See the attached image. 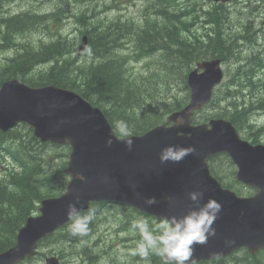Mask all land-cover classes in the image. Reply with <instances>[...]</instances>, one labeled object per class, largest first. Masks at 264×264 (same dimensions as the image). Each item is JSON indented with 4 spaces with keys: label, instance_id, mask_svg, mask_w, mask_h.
Here are the masks:
<instances>
[{
    "label": "trees",
    "instance_id": "obj_1",
    "mask_svg": "<svg viewBox=\"0 0 264 264\" xmlns=\"http://www.w3.org/2000/svg\"><path fill=\"white\" fill-rule=\"evenodd\" d=\"M79 1L83 0H75L76 3ZM199 1L140 0L139 20L131 19L125 23L120 20L113 21L109 23L111 26H106L94 18L95 8L83 7L79 13L73 14V16L76 22L81 24L86 36H90L88 51H91L94 58L86 59L83 61L84 64L78 65L73 63L76 61L75 58L69 55L68 39L63 36L58 38L54 36V32L59 33L54 28L65 24L69 19L68 16L60 12L47 15L32 11L6 14V18L0 21L3 24L2 29L0 28V51L14 49V56H16L10 59L9 63L5 62L2 64L3 66L0 65V84L10 77H18L34 86L53 84L76 90L93 105L100 107L113 127L115 121L128 119L127 123L133 134L143 133L158 122L160 123L166 114L180 109L188 102L186 74L195 60L216 54L226 57V60L236 57L239 35L232 28L223 30L221 27V21L225 22V18L229 15L227 8L221 15L213 10H211L212 13L207 10L198 12ZM199 13L209 17L214 14L215 17L212 21L214 28H206L203 32L192 30V25L198 21ZM49 23H52L54 27L51 28ZM250 24L251 22L242 31L245 32L252 27ZM42 29L47 32V36H40L41 38L37 41H32L30 36L38 31L44 34ZM93 34L95 35L93 36ZM243 38L249 42L250 46L256 45V56L254 55L253 60L251 59L254 62L252 63L253 69L251 68L253 71L246 70V72L250 71L247 78H251V75L255 78L257 71L260 70L258 69L259 54L264 55V49H261L260 45L264 43H256L253 39L250 41L246 37ZM124 41L134 45L135 55H139L141 59L146 58L148 52L153 56L154 61L150 62L154 67L150 68L139 82L130 78L123 68L124 59L117 55L119 47L125 43ZM64 56L70 60L64 59ZM48 62H52L50 67L47 65ZM39 64L45 65L37 68ZM248 65H251V62ZM260 80L264 85V78L261 77ZM231 81L226 84L224 98L219 101V103L222 100L228 102L223 108L217 110L215 116L228 118L240 130L244 128L242 124L253 126V130L245 131L246 138L258 141L260 129L255 132L256 125L246 119L247 112L245 111L250 108L249 104L255 97L257 102H254V106L262 105L264 107V91L261 93L262 95L250 96L248 101L243 100L245 105H241V108L238 109L237 104L234 105V101L231 100L236 97L234 95L235 85L232 86L236 79ZM261 88L264 89L263 86ZM17 135L15 130L7 133L0 132V163L7 161L8 157L13 160L10 162L11 164L18 162L10 168L5 167L7 173L5 172V176L0 177V251L14 244L18 229L23 225L25 219L36 210L39 200L43 197L60 194L65 189L67 181V176L64 173L66 160H63L62 163L57 161L54 164L45 154V151L51 147L49 144L39 142L32 135L30 129L24 132V138L22 135L16 137ZM45 147L48 149L42 150ZM67 151L68 148L64 147L62 158L67 156ZM44 164H48V168L45 169ZM53 165L57 167L52 168ZM212 171L214 172V170ZM232 184V182L225 183L230 187ZM99 206L100 203H94L91 209L99 208ZM94 212V219L89 228L97 221V212ZM126 216L122 226L125 228V232H129L134 219L143 217L148 220L149 224L154 221L152 217L134 211V209L130 210ZM71 223L72 221L65 228L48 237L47 240H54L51 244L54 245L56 254L61 252L60 248L65 245V240L69 242L83 240L81 243L74 242V245L80 247V250L84 249V253H88L90 248H87L85 244L91 242L84 241L88 240V236H72L69 231ZM247 257L246 264H264L258 258L252 259L248 254ZM150 259L151 264L158 261L156 256H151ZM159 261L161 260L159 259ZM215 262L218 264L223 261ZM141 264L144 263L141 262Z\"/></svg>",
    "mask_w": 264,
    "mask_h": 264
},
{
    "label": "water",
    "instance_id": "obj_2",
    "mask_svg": "<svg viewBox=\"0 0 264 264\" xmlns=\"http://www.w3.org/2000/svg\"><path fill=\"white\" fill-rule=\"evenodd\" d=\"M199 67L204 71L194 70L188 76L191 103L174 115L182 117L187 126L191 111L209 100L213 85L221 78L217 62ZM21 121L32 125L40 140L71 146L65 170L71 180L62 197L41 202V215L27 219L15 245L0 253V264H16L32 255L42 237L69 220L70 203L81 211L90 200L116 199L162 218L183 214L190 204L187 192L196 186L205 190V200L211 197L220 202L222 210L214 225L217 237L206 245H195L191 263L222 257L242 246L251 252L264 248V146L241 140L229 121H212L210 129L205 124L196 128L160 126L133 136V148L128 151L101 111L79 95L51 85L35 89L12 79L0 87V129L7 131ZM110 136L113 143L109 146L105 141ZM167 145H191L197 151L178 164H161L158 153ZM220 151L227 152L236 163L238 180L257 187V194L238 197L209 174L206 158ZM146 197L162 200L148 206ZM169 197L177 201L174 208ZM225 238L233 243L225 244Z\"/></svg>",
    "mask_w": 264,
    "mask_h": 264
},
{
    "label": "clouds",
    "instance_id": "obj_3",
    "mask_svg": "<svg viewBox=\"0 0 264 264\" xmlns=\"http://www.w3.org/2000/svg\"><path fill=\"white\" fill-rule=\"evenodd\" d=\"M69 102L67 107L71 106ZM183 124L182 118H177V126ZM114 135L124 143L125 148L131 151L133 148V133L125 120L114 122ZM106 145L113 143L112 136L106 141ZM194 146L167 145L158 153L161 164H178L189 155L196 154ZM78 179L83 180L82 175ZM135 187V186H133ZM205 190L196 186L187 192L189 206L181 215H169L162 217L154 226L148 220L141 217L131 222L129 232L132 235H139L140 239L135 242L131 249L132 256H139L144 264H151V256L159 257L161 264H191L193 249L195 245H206L210 239L217 237L214 227L216 220L222 210L220 202L209 197L205 200ZM78 202V201H77ZM144 203L148 206L157 203L155 197H146ZM170 207L176 206V199L169 197ZM67 215L72 223L69 231L72 236L84 237L89 234V225L94 219V209H89L86 214H81L75 203H70ZM225 244L233 243L225 238Z\"/></svg>",
    "mask_w": 264,
    "mask_h": 264
},
{
    "label": "rangeland",
    "instance_id": "obj_4",
    "mask_svg": "<svg viewBox=\"0 0 264 264\" xmlns=\"http://www.w3.org/2000/svg\"><path fill=\"white\" fill-rule=\"evenodd\" d=\"M71 0H8V2L6 1V3L4 4V6L1 7L2 12H6L7 14L9 13H20V12H24V11H32V12H39V13H43V14H53V13H57L60 12L66 16H68V20L67 22L62 26L59 25L58 27L54 28L55 30H60V33H55L54 32V36L55 37H59V36H63L66 37L68 39L67 44L70 47H73L75 44H77V41L79 42V39L81 37V34H83V30L81 27V24L79 22H76L73 14L79 13L83 7L85 6H89L91 8H95V13H94V18L98 19L99 21H101L102 24L108 26L110 25L109 23L115 20H123V19H129V17H135L137 14V9L139 10L141 8V4H140V0H83V1H79L77 4H75V0L71 1ZM243 0H236V5L238 7H241V3ZM105 6H110L109 9H105ZM227 11L230 14L232 11V7L229 6L227 7ZM52 12V13H51ZM68 12V13H67ZM241 11L239 10L240 13ZM120 15V16H119ZM5 17L0 18V21L2 19H5ZM120 18V19H119ZM264 18V12L261 13V16H259L256 19V22L253 24V27H250L251 29L255 30L257 34H255L254 32L252 33V35L256 36V38H254L253 40L256 41L257 43H261L264 42V28L262 29L260 27V22L261 19ZM102 19V20H101ZM106 19V20H105ZM92 20V19H91ZM111 20V21H110ZM104 22V23H103ZM0 25L3 26V24L0 22ZM49 25H51V28L54 27V25H52V23H49ZM256 28V29H255ZM43 33L42 34L40 31L38 32H34V34L39 37H46L47 36V32H44V29H42ZM47 40V39H45ZM252 41V40H251ZM74 44V45H73ZM263 45V46H262ZM77 46V45H76ZM261 49H264V44L260 45ZM13 50H9V51H0V61L5 62L7 61V58L9 56H11L13 54ZM91 54V53H90ZM90 54L86 55L85 54H81L79 56L78 59H76L77 62H83L86 59L90 58ZM70 57L75 58L76 53H72V50L70 51ZM69 55L67 56V58L69 57ZM70 60V59H69ZM232 63H234V61L228 64L230 70L232 69ZM43 64H40L38 66H42ZM45 65V64H44ZM48 65V64H47ZM232 65V66H231ZM134 71H138V70H143L144 68V64H143V60L141 61H137L134 65ZM254 102H257V98L255 97ZM223 103H217V106L222 108V106H225V104L227 103V100H222ZM126 122H128V119H126ZM251 123V122H250ZM261 123V121H260ZM252 124V123H251ZM242 134V133H241ZM245 135L244 133L242 134V136ZM46 150L48 149V147L42 148V150ZM58 149V148H57ZM59 154L60 151L58 149H50L45 151V154L47 155V157H52L53 155ZM13 161L11 158H8V160ZM53 162L55 163L57 160L54 158V156L52 157ZM5 161L0 163V176H3L6 172V168L8 167L10 168L11 165H16L15 163H10L9 161ZM8 164V165H7ZM11 164V165H10ZM212 165L220 171L221 176L225 175L226 177H228L229 175L232 177L233 174V167L231 166L230 168L228 166H225V162L222 159H215L214 162L212 163ZM223 178V177H222ZM232 186L234 188H237L239 190L243 191V195H248L252 190L249 187L243 186V187H239L236 186L234 184H232ZM96 218L98 219L96 221V223L91 227L92 228V232H91V228H90V234H88L87 236H91V238H93V232H96L97 229H99L101 226L102 231H100L98 233L99 236H105L108 233L109 237L110 235L115 233V229L110 227L109 223L104 224V221H102L101 219L98 218L97 214H96ZM105 232H104V231ZM132 236L131 233L129 232H124L123 235H120L119 237L121 238H125L126 240H129L130 237ZM100 238V237H99ZM120 239V238H119ZM119 239H115V240H119ZM79 241H83V240H76L75 242H79ZM101 242V246L104 245L103 240H100ZM66 242V241H64ZM74 242V241H73ZM125 245V244H123ZM74 247V243L68 244L67 242L65 243V245L63 247H61L60 249L61 252L60 254L64 257V264H81L82 262V258L79 260L75 254H73L72 252H74L75 250L73 249ZM116 247V246H115ZM102 248V247H101ZM92 250V248H90V251ZM104 249H102L103 251ZM96 251V250H95ZM101 250H99V255H97L95 258H98V256H102ZM232 257H238V259H236V261H234L233 263H231V258L227 259L226 261H224V263L228 264H246L247 260L244 259V253L242 252H236ZM94 258V260H95ZM105 258V257H104ZM259 259L264 260V252L260 254ZM109 259H107L106 261H102L103 262H107ZM84 261V260H83ZM98 262H94L93 264H96ZM25 264H29V263H25ZM209 264H213V263H209Z\"/></svg>",
    "mask_w": 264,
    "mask_h": 264
},
{
    "label": "bare ground",
    "instance_id": "obj_5",
    "mask_svg": "<svg viewBox=\"0 0 264 264\" xmlns=\"http://www.w3.org/2000/svg\"><path fill=\"white\" fill-rule=\"evenodd\" d=\"M8 2V1H7ZM9 3V2H8ZM1 4V3H0ZM4 6V5H3ZM158 7V6H157ZM90 11V10H89ZM52 13V12H51ZM7 14V13H6ZM229 14V13H228ZM85 15V14H84ZM23 16V15H22ZM2 17H5V15L3 14V12H2V10H1V6H0V18H2ZM46 17V16H45ZM28 18V17H27ZM86 18V17H85ZM54 19V18H53ZM82 19H84V18H82ZM88 19V18H87ZM120 19V18H119ZM86 20V19H85ZM90 20H91V18H90ZM102 20V19H101ZM106 20V19H105ZM88 21V20H87ZM92 21V20H91ZM111 21V20H110ZM90 22V21H89ZM113 22V21H112ZM128 22V21H127ZM85 23V22H84ZM96 23V22H95ZM94 23V24H95ZM104 23V22H103ZM45 25V24H44ZM128 25V24H127ZM251 25V24H250ZM249 25V26H250ZM92 26V25H91ZM111 26V25H110ZM188 26V25H187ZM2 26L0 25V28H1ZM93 27V26H92ZM119 27V26H118ZM121 27V26H120ZM246 27H248V26H246ZM91 28V27H90ZM2 29V28H1ZM245 29V28H244ZM88 32V31H87ZM86 32V33H87ZM255 33V34H257L256 33V31L255 30H253V29H251V28H248L247 29V31H245L242 35H240V37H246L247 39H249L250 41L252 40V39H254V38H256V36H254V35H252V33ZM103 33V32H102ZM88 34V33H87ZM91 34V33H90ZM95 34H93V36H94ZM114 36V35H113ZM251 36V38H249ZM84 37H85V33H83V34H81V37H80V39H79V42L77 41V44H73L74 46L73 47H70L68 44V47H69V51H71L72 50V53H76V55L77 56H75V60L76 59H78L79 58V56L81 55V54H85L86 53V55H88V54H90L91 53V51L89 50L88 51V45H89V37L90 36H88V41H87V45L85 46V48L83 49V51L81 52V53H79L78 52V48H79V46H80V44H81V42L83 41V39H84ZM58 38V37H57ZM103 38V37H102ZM112 38V37H111ZM114 38V37H113ZM60 39V38H59ZM115 39V38H114ZM54 40H56V39H54ZM53 40V41H54ZM61 40V39H60ZM63 40V39H62ZM43 41V40H42ZM57 42V41H56ZM64 42V41H63ZM62 42V43H63ZM91 42V41H90ZM125 42V41H124ZM213 42V41H212ZM256 42V41H255ZM50 43V42H49ZM53 43V42H52ZM93 43V42H92ZM251 43V42H250ZM257 43V42H256ZM39 44V43H38ZM57 44V43H56ZM23 45V44H22ZM64 45V44H63ZM66 45V44H65ZM77 45V46H76ZM93 45V44H92ZM190 45V44H189ZM96 46V45H95ZM110 46V45H109ZM237 46H238V50H237V54H236V57H234L233 59H231L230 61H234V64H232L231 66H232V69H231V71H232V73H233V77H232V81L231 82H233L235 79H236V81H235V83L232 85L233 87H234V85H235V87H234V95L236 96L234 99L233 98H231V100H233L234 101V105H236L237 104V106H238V109H240L241 108V105H245V103H244V99H245V97H249V96H252V95H259V94H261V93H263V91H264V89H262L261 87L263 86L264 87V85H263V81H261L260 80V78L259 77H255V78H253V76L251 75V78H247V76H248V74L250 73V71H247L246 72V70L247 69H251L252 68V66H253V64L252 63H254V62H252L251 63V65H247V67L246 66H242V65H236V62H238V61H243L244 60V56L242 55L243 54V51H245V50H247L249 47H250V44H249V42H247V41H245V40H243V39H237ZM256 46V45H255ZM263 46V45H262ZM102 47H104V46H102ZM105 47H106V45H105ZM121 47V46H120ZM120 47H119V49H120ZM31 48V47H30ZM36 48V47H35ZM100 48V47H99ZM194 48V47H193ZM101 49V48H100ZM188 49V48H187ZM200 49V48H199ZM260 49V48H259ZM34 50V49H33ZM104 50V49H103ZM112 50V49H111ZM110 50V51H111ZM27 51V50H26ZM109 51V52H110ZM257 51V50H256ZM262 51V50H261ZM102 52V51H101ZM113 52H115V51H113ZM204 52V51H203ZM181 53V52H180ZM197 53V52H196ZM229 53V52H228ZM102 54V53H101ZM108 54H110V53H108ZM198 54V53H197ZM261 54V53H260ZM114 55V54H113ZM118 55V54H117ZM185 55V54H184ZM222 55V54H221ZM108 56V55H107ZM256 56V55H255ZM91 58H94V56H93V54L91 53L90 54V60H91ZM105 58V57H104ZM166 58V57H165ZM253 58V57H252ZM255 58H258V57H255ZM64 59H66V57L64 56ZM66 60H69V59H66ZM115 60V59H114ZM253 60V59H252ZM120 61V60H119ZM7 63H9V62H7ZM73 63L74 64H82L83 62H77V61H73ZM48 64V66L50 67V65H52V62H49V63H47ZM84 64V63H83ZM115 64V63H114ZM261 63H259V65H260ZM116 65V64H115ZM1 66H3V65H1ZM5 66V65H4ZM120 66V65H119ZM105 67V66H104ZM45 68V67H44ZM47 68V67H46ZM117 68H119V67H117ZM124 68V67H123ZM240 68V69H239ZM256 68H257V65H256ZM253 69V68H252ZM251 69V70H252ZM53 70V69H52ZM123 70V69H122ZM253 71V70H252ZM245 73H247V74H245ZM123 76V75H122ZM127 76V75H126ZM128 77V76H127ZM249 80H251V82H248ZM230 85V86H231ZM229 86V85H228ZM231 86V87H232ZM230 87V88H231ZM229 88V87H228ZM231 90V89H230ZM225 91H226V89H225ZM230 92V91H229ZM231 93V92H230ZM262 95V94H261ZM253 97H255V96H253ZM252 97V98H253ZM262 97V96H261ZM254 99V98H253ZM228 102V101H227ZM221 103H223V101L221 102ZM236 103V104H235ZM178 104V103H177ZM254 100H253V102L251 103V104H249V106H250V108L248 109L247 108V110L245 111V112H247V116H246V119L249 121V122H251L252 124H254V125H256V128H255V132H258V130H259V128L262 126V125H264V107H262V105L260 106V107H255L254 106ZM222 108H223V106H222ZM242 108H243V106H242ZM260 121H261V123H260ZM260 133V132H259ZM6 138V137H5ZM9 139V138H8ZM10 141V140H9ZM8 144V143H7ZM1 158V157H0ZM8 158H10V157H8ZM4 159V158H3ZM10 160V159H9ZM8 160V161H9ZM10 162H11V160H10ZM5 163V162H4ZM18 163V162H17ZM16 163V164H17ZM8 165V164H7ZM11 165V164H10ZM12 166V165H11ZM18 166V165H17ZM17 166H15V167H17ZM8 168V167H7ZM11 171V170H10ZM6 173H7V171H6ZM36 179V178H35ZM98 220V219H97ZM97 224V223H96ZM92 227V226H91ZM123 231L125 232L126 230H125V228L123 227ZM91 232H92V228H91ZM94 233L95 232H93V235H94ZM87 239L88 240H84V241H88V242H91L92 241V238H91V236H88L87 237ZM68 244H71V243H74V242H69V241H67V240H65ZM82 241H79V243H81ZM101 241H100V238H98L97 240H95L94 242H91V243H88V244H85V246L87 247V248H92V250L91 251H88V253H84L85 251H84V249H82V250H80V247H76L75 245H74V247H73V249L75 250L74 252H72L73 254H75L76 255V257L80 260L81 258L84 260H82L83 262H87V263H91V264H93L95 261L96 262H99L100 261V257L101 256H98V258H95L97 255H99V250H101L102 251V248H101V243H100ZM96 250V251H95ZM94 258H95V260H94ZM155 259V258H154ZM64 257H63V264H64ZM155 263V262H154ZM67 264H69V263H67Z\"/></svg>",
    "mask_w": 264,
    "mask_h": 264
}]
</instances>
